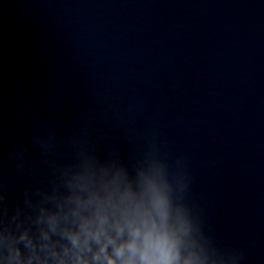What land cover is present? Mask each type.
<instances>
[{
    "label": "water",
    "instance_id": "95a60500",
    "mask_svg": "<svg viewBox=\"0 0 264 264\" xmlns=\"http://www.w3.org/2000/svg\"><path fill=\"white\" fill-rule=\"evenodd\" d=\"M160 153L207 247L264 264V0H0V254H45L74 175Z\"/></svg>",
    "mask_w": 264,
    "mask_h": 264
},
{
    "label": "clouds",
    "instance_id": "9594fccd",
    "mask_svg": "<svg viewBox=\"0 0 264 264\" xmlns=\"http://www.w3.org/2000/svg\"><path fill=\"white\" fill-rule=\"evenodd\" d=\"M129 174L111 178L102 170L74 175L69 194L46 216L40 245L27 232L5 238L3 264H224L207 247L195 208L183 196L187 169L183 157L169 163L165 154ZM3 196L0 195V201ZM43 211V210H42ZM44 218V217H42ZM49 232L59 239L51 241ZM23 242L26 259L18 246ZM59 247V251H57Z\"/></svg>",
    "mask_w": 264,
    "mask_h": 264
}]
</instances>
